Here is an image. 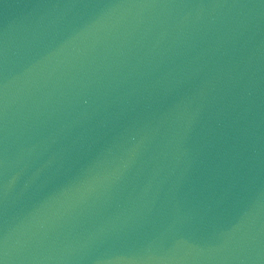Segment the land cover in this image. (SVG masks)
Wrapping results in <instances>:
<instances>
[{"label":"water","instance_id":"95a60500","mask_svg":"<svg viewBox=\"0 0 264 264\" xmlns=\"http://www.w3.org/2000/svg\"><path fill=\"white\" fill-rule=\"evenodd\" d=\"M0 264H264V0H0Z\"/></svg>","mask_w":264,"mask_h":264}]
</instances>
